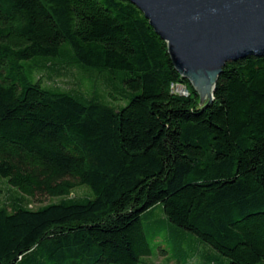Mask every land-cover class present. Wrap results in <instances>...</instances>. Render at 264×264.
<instances>
[{"label": "trees", "instance_id": "trees-1", "mask_svg": "<svg viewBox=\"0 0 264 264\" xmlns=\"http://www.w3.org/2000/svg\"><path fill=\"white\" fill-rule=\"evenodd\" d=\"M73 66L122 70L109 94L125 102L33 73ZM197 101L128 0H0V176L60 196L0 203V264H138L155 208L191 233L202 264L263 260L264 54L226 60L209 103ZM82 183L91 195H69Z\"/></svg>", "mask_w": 264, "mask_h": 264}, {"label": "water", "instance_id": "water-1", "mask_svg": "<svg viewBox=\"0 0 264 264\" xmlns=\"http://www.w3.org/2000/svg\"><path fill=\"white\" fill-rule=\"evenodd\" d=\"M165 41L171 63L198 95L211 99L226 60L264 54V0H128Z\"/></svg>", "mask_w": 264, "mask_h": 264}, {"label": "rangeland", "instance_id": "rangeland-1", "mask_svg": "<svg viewBox=\"0 0 264 264\" xmlns=\"http://www.w3.org/2000/svg\"><path fill=\"white\" fill-rule=\"evenodd\" d=\"M29 60L44 61L49 60V57L33 56ZM121 72L122 70L120 69H93L89 67L81 68L73 66L62 68L61 73L58 75L50 74V71L45 68H35L33 73L35 77L39 76L41 81L45 84H56L62 88H74L85 95H94L109 104L120 105L125 102V99L117 100L112 98L109 92L112 89L111 86L117 88L120 84L117 80ZM105 80H111V84L105 83ZM81 194L91 195L90 187L83 183L77 184L72 188L69 195ZM21 195L24 196L23 201L28 200L29 205L32 207L48 201L57 200L60 197L58 195L50 196L46 194L29 197L20 193L15 186L7 183L5 177L0 176V203L2 201L10 202L13 197ZM154 210V213L143 216L142 218L145 238L151 253L149 255H141L138 264H171L172 260L168 262V259L177 260L178 264H202L200 258L193 253L192 249L196 241L193 236L190 235L191 233L177 226L175 227L185 232V236L170 231L167 229L164 221L159 218L161 214L158 209L155 208ZM167 230H169L168 232H170V234H167ZM159 249H162V252L159 253ZM257 264H264V259Z\"/></svg>", "mask_w": 264, "mask_h": 264}, {"label": "built area", "instance_id": "built-area-1", "mask_svg": "<svg viewBox=\"0 0 264 264\" xmlns=\"http://www.w3.org/2000/svg\"><path fill=\"white\" fill-rule=\"evenodd\" d=\"M169 89L171 92L176 94H182V95L187 94V89L184 86V84L178 81L171 82L169 84Z\"/></svg>", "mask_w": 264, "mask_h": 264}, {"label": "crops", "instance_id": "crops-1", "mask_svg": "<svg viewBox=\"0 0 264 264\" xmlns=\"http://www.w3.org/2000/svg\"><path fill=\"white\" fill-rule=\"evenodd\" d=\"M196 243H198V242H196ZM198 248L200 249V250H202V249H204L205 247L200 243L199 245H198ZM199 252V251H198ZM197 252V253H198Z\"/></svg>", "mask_w": 264, "mask_h": 264}]
</instances>
